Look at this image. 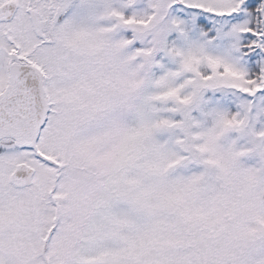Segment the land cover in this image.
<instances>
[{"label":"snow or ice","instance_id":"obj_1","mask_svg":"<svg viewBox=\"0 0 264 264\" xmlns=\"http://www.w3.org/2000/svg\"><path fill=\"white\" fill-rule=\"evenodd\" d=\"M0 264H264V0H0Z\"/></svg>","mask_w":264,"mask_h":264}]
</instances>
